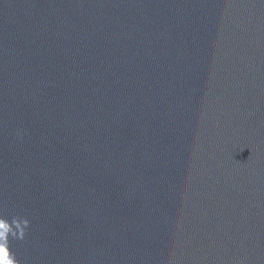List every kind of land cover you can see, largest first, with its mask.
<instances>
[{
    "label": "water",
    "instance_id": "95a60500",
    "mask_svg": "<svg viewBox=\"0 0 264 264\" xmlns=\"http://www.w3.org/2000/svg\"><path fill=\"white\" fill-rule=\"evenodd\" d=\"M0 264H264V0H0Z\"/></svg>",
    "mask_w": 264,
    "mask_h": 264
},
{
    "label": "clouds",
    "instance_id": "9594fccd",
    "mask_svg": "<svg viewBox=\"0 0 264 264\" xmlns=\"http://www.w3.org/2000/svg\"><path fill=\"white\" fill-rule=\"evenodd\" d=\"M3 258H4L3 249H0V260H3Z\"/></svg>",
    "mask_w": 264,
    "mask_h": 264
}]
</instances>
